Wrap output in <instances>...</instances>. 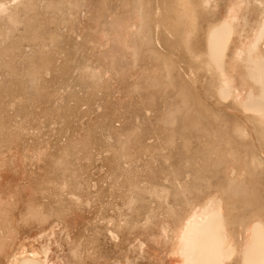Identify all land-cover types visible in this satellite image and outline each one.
Returning a JSON list of instances; mask_svg holds the SVG:
<instances>
[{
  "label": "bare ground",
  "instance_id": "1",
  "mask_svg": "<svg viewBox=\"0 0 264 264\" xmlns=\"http://www.w3.org/2000/svg\"><path fill=\"white\" fill-rule=\"evenodd\" d=\"M0 264H264V0H0Z\"/></svg>",
  "mask_w": 264,
  "mask_h": 264
},
{
  "label": "rangeland",
  "instance_id": "2",
  "mask_svg": "<svg viewBox=\"0 0 264 264\" xmlns=\"http://www.w3.org/2000/svg\"><path fill=\"white\" fill-rule=\"evenodd\" d=\"M76 88H77V87H75V89H76ZM79 89H80V88H79ZM79 93H80V94H79ZM79 93H78V96L80 97V96L82 95V94H81L82 92H79ZM82 108L84 109L85 106L82 107ZM81 110H82V109H81ZM79 114H80V113H79ZM117 125H119V124H116V126H117ZM165 184H166V183H165ZM119 193H120V192H119ZM119 193H118V194L116 193V194L119 195ZM116 194H115V195H116ZM109 195H110V196H109ZM109 195H108L109 197L113 198V196H114V198H115V195H112V194H109ZM111 195H112V196H111ZM117 195H116V199H118V201H119L120 198L117 197ZM108 196H107V200H108ZM111 198H110V199H111ZM110 199H109V202H110L111 200H114L113 204H114L115 202H118V201H115L116 199H111V200H110ZM111 203H112V201H111ZM115 204H116V203H115ZM113 208H114V207H113ZM113 208L111 207V211L108 210V212H109V211L111 212V213L109 212V214H111V215H112V209H113ZM115 209H116V208H115ZM91 210H94V209L92 208ZM113 214H114V213H113Z\"/></svg>",
  "mask_w": 264,
  "mask_h": 264
}]
</instances>
